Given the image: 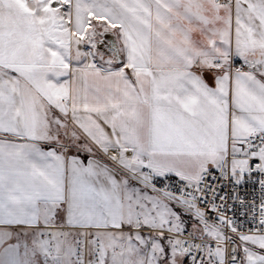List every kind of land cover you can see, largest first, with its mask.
I'll list each match as a JSON object with an SVG mask.
<instances>
[{"label": "snow or ice", "instance_id": "obj_1", "mask_svg": "<svg viewBox=\"0 0 264 264\" xmlns=\"http://www.w3.org/2000/svg\"><path fill=\"white\" fill-rule=\"evenodd\" d=\"M0 264H264V0H0Z\"/></svg>", "mask_w": 264, "mask_h": 264}]
</instances>
